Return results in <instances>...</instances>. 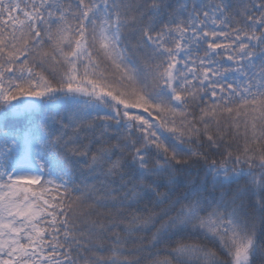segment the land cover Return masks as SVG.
<instances>
[{"label":"snow or ice","instance_id":"6c2138e0","mask_svg":"<svg viewBox=\"0 0 264 264\" xmlns=\"http://www.w3.org/2000/svg\"><path fill=\"white\" fill-rule=\"evenodd\" d=\"M0 264H264V0H0Z\"/></svg>","mask_w":264,"mask_h":264}]
</instances>
